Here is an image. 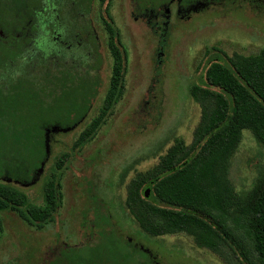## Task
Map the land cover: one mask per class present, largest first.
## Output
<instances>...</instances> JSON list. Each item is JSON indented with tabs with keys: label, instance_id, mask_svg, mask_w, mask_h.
<instances>
[{
	"label": "trees",
	"instance_id": "trees-1",
	"mask_svg": "<svg viewBox=\"0 0 264 264\" xmlns=\"http://www.w3.org/2000/svg\"><path fill=\"white\" fill-rule=\"evenodd\" d=\"M162 2L148 0L141 7L155 11ZM107 34L108 87L71 152L94 139L124 93L127 57L118 29L108 27ZM58 56L53 47L29 53L26 63L10 65L9 76L0 78V212L17 213L37 231L54 223L62 205L60 175L69 153L58 156L48 172L41 205L12 185L24 187L38 179L54 136L87 117L102 84L99 55L92 69L84 59ZM200 63L202 74L188 90L200 109L191 144L176 139L155 166L130 180L123 207L115 209V231L109 213L95 214L83 222L93 232L92 241L63 245L47 264H157L149 249L119 236L117 228L127 220L150 238L184 233L226 264H264V171L244 193H237L228 177L244 130L264 149V50L229 55L212 46Z\"/></svg>",
	"mask_w": 264,
	"mask_h": 264
},
{
	"label": "rangeland",
	"instance_id": "rangeland-1",
	"mask_svg": "<svg viewBox=\"0 0 264 264\" xmlns=\"http://www.w3.org/2000/svg\"><path fill=\"white\" fill-rule=\"evenodd\" d=\"M147 2L139 0L137 4L143 10L141 6ZM132 3L113 0L112 8L120 47L127 57L120 101L94 139L71 152L78 134L97 114L108 87L112 59L105 46L102 89L87 117L73 129L54 136L49 159L32 185H12L30 203L41 205L48 172L58 156L69 153V162L60 175L62 205L54 223L37 231L17 213L0 212V264H47L52 252L63 245L91 242L93 232L83 227V222H90L95 214L109 213L115 231V209L123 207L130 180L155 166L176 139L185 145L192 142L200 109L188 90L202 74L200 62L205 50L218 47L229 55H255L264 50V0L211 6L191 13L189 19L172 16L166 26H161L163 34L146 25L138 17L136 2L134 8ZM102 33L107 41L108 34ZM263 171L264 149L244 130L229 167L234 190L246 192ZM127 221L121 230L117 228L119 236L130 245L149 249L157 264H226L184 233L150 238Z\"/></svg>",
	"mask_w": 264,
	"mask_h": 264
},
{
	"label": "flooded vegetation",
	"instance_id": "flooded-vegetation-1",
	"mask_svg": "<svg viewBox=\"0 0 264 264\" xmlns=\"http://www.w3.org/2000/svg\"><path fill=\"white\" fill-rule=\"evenodd\" d=\"M236 1L166 0L155 11L150 7L140 9L138 17L163 34L165 29L161 26H166L172 16L189 19L191 13ZM112 8L113 0H0V78L9 76L6 70L10 65L17 68V63H26L29 53L53 47L59 59H84L86 68L91 69L99 55L98 73L103 84L101 73L108 39L103 40L102 32L115 28ZM29 14L33 15L30 19Z\"/></svg>",
	"mask_w": 264,
	"mask_h": 264
},
{
	"label": "water",
	"instance_id": "water-1",
	"mask_svg": "<svg viewBox=\"0 0 264 264\" xmlns=\"http://www.w3.org/2000/svg\"><path fill=\"white\" fill-rule=\"evenodd\" d=\"M36 180H33L32 182H31V184H33L34 182H35ZM28 185H24V187H27ZM148 192V190H146V193Z\"/></svg>",
	"mask_w": 264,
	"mask_h": 264
}]
</instances>
